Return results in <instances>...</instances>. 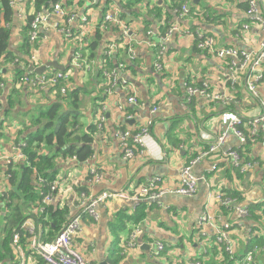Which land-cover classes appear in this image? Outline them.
Instances as JSON below:
<instances>
[{"label": "crops", "instance_id": "crops-1", "mask_svg": "<svg viewBox=\"0 0 264 264\" xmlns=\"http://www.w3.org/2000/svg\"><path fill=\"white\" fill-rule=\"evenodd\" d=\"M87 2L62 0L69 14H74L71 29L77 32L83 23L89 44L100 31L103 5L93 6ZM182 4L188 6V12L180 15L175 10ZM126 5L125 11L123 6L126 8ZM107 8L121 16L125 11L136 56L133 67L123 73L130 89L119 85L111 95L103 94L102 98L103 91L99 88L103 79L95 73L79 71L71 63L74 53L79 50L76 39L66 40L58 31L47 27L40 31L36 43L31 42L27 17L32 16L34 3L23 0L19 8H11L10 60L4 59L0 70V113L7 108L1 115L4 122L0 129V155H12L13 145L35 130L30 120L38 114L40 106L63 102V111H68L74 97L70 98L66 92L74 88L79 102L77 124L74 125L78 134L85 133L93 123L97 126L101 103L106 106V119L102 128L98 130L97 127L92 135L90 158L83 163L63 158L56 162V180L60 184V194L65 195L55 196V202H59L55 207H65L67 218L81 213V197L74 195V191H81L87 197L120 189L133 194L139 183L151 177H159L171 187L177 182L182 167L188 164L192 165V174L197 178V189L192 196L168 193L155 201L142 200L146 202V216L138 222L127 221L117 235L111 232V222L123 209L131 214L135 202L113 199L98 204L97 220L88 216L80 219L74 246L81 255L93 264L103 261L108 264L107 257L118 248L120 264H174L178 259L199 260L201 264H264V132L245 143L230 133L218 151L190 163L213 141L202 137L208 134L214 139L224 129L220 126L223 113L242 117L240 129L245 132L248 131V122H245L264 112V64L250 70L249 67L242 68L238 59L218 55L219 49L228 47L254 53L259 50L264 40V29L260 24L264 21V0H111ZM82 16H87L88 20L82 22ZM170 29L172 33L165 41L147 33L153 30L156 35H162ZM196 31L212 38V50L197 46ZM117 37L116 31H104L102 48ZM160 44L165 45L162 52ZM86 48L81 49V53L84 51L88 57L90 52ZM120 53L116 51L114 56L119 57ZM159 54L161 66L158 69L155 62ZM32 55L38 59L36 67L48 61H57L64 66V70L46 67L41 74L65 72L69 74L67 83L61 81L55 88L38 91L19 82V77L28 70ZM233 65L237 81L231 84L229 77ZM18 70H22L19 76ZM256 72L260 74L254 82L257 85V96L254 97L247 90V82ZM188 85L205 87L209 92L225 95L228 100L209 101L197 94L187 99ZM62 86L65 93L60 90ZM129 91L139 105L127 103ZM10 95L15 97L11 106L8 103ZM67 98L70 99L68 102ZM118 105H122L123 110H119ZM153 107H156L154 112ZM128 114L131 117L127 119ZM148 120H151L150 134L141 148L142 153L125 158L118 132L136 130ZM228 150H236L250 166L241 170L232 165L223 154ZM0 164L4 165L2 159ZM90 171H96L102 178L99 181L91 179ZM3 180L0 176V188ZM69 184H72L70 193L67 190ZM219 193L234 199L236 205L246 207L248 213L238 216L231 208L222 206L216 198ZM73 196H76L74 202ZM3 206L0 199V239L4 236ZM132 222L140 229L139 243L135 248L125 249L122 239L128 235ZM225 223L231 225L226 238L232 257L213 236ZM35 229L40 230V235L44 233L41 223H35ZM155 240L163 243L162 251L152 249L151 243ZM255 246L257 250L247 260L248 251ZM35 254L30 249L23 263L32 264Z\"/></svg>", "mask_w": 264, "mask_h": 264}, {"label": "built area", "instance_id": "built-area-1", "mask_svg": "<svg viewBox=\"0 0 264 264\" xmlns=\"http://www.w3.org/2000/svg\"><path fill=\"white\" fill-rule=\"evenodd\" d=\"M10 7L19 8V5L23 3V0H8ZM35 0H32L34 3ZM93 6L103 5V0H88L87 2ZM255 7L251 10L254 11ZM180 15L185 14L188 12V6L186 4H182L181 7L175 10ZM73 15H70L62 0H58L52 3L48 8L40 9L39 11L34 10L32 14V19L29 21V38L31 42L36 43L39 39L40 31L44 28L51 27L54 30L58 31L64 39L74 38L78 42L79 50H77L72 59L71 63L75 66L76 69L79 71H83L85 73H94V68L96 64H100L102 66L104 63L102 61L97 60L95 58L91 59L87 57V55H83L81 53V49L88 46V40L85 38L86 30H83L84 24H80V29L75 32L70 27V22L73 19ZM28 18V17H27ZM82 22L88 20L87 16H82ZM260 24L264 29V21L261 20ZM246 26V25H245ZM113 30L118 32L117 39H110L109 42L102 48V54L105 56L104 60L114 55L116 51L119 49H124L126 57L131 61L135 59V52L133 47V38L129 23L121 16L120 13H112L110 12V8H107L103 12V17L100 23V31L104 34V31ZM173 29V28H172ZM172 29H170L167 33L162 35H156L155 31L149 30L147 31L148 35H152L156 37L159 41H165L170 37L172 33ZM189 34L188 32H185ZM195 38L198 40L197 46L199 48H206L209 50L213 49V40L211 37H205L201 32L196 31L194 34ZM161 52L165 50V45L160 44ZM218 55L222 56H229L234 59H238L240 62V66L242 68L249 67L250 70L257 69L261 64H264V40L260 43V48L257 52H246V51H237L231 47L228 48H221L218 51ZM160 54L158 55V59L155 62V66L159 69L161 64H159ZM37 57L36 55H32L30 58V65L36 67L37 66ZM235 65V64H234ZM234 65L232 67V72L229 77V82L234 84L237 81L235 75ZM29 68V67H28ZM128 68V67H127ZM126 64L124 62H119L116 68L112 69L111 71H105L104 75L107 79L108 88L105 89L107 95H111L112 91L117 86H125L129 87L130 83L128 80L123 76L124 71L127 69ZM260 73H252L250 79L247 82V90L250 94L254 97L257 96V85H255L256 77ZM69 74L57 71L56 73H48V74H38L29 69L26 70L24 74L19 77V82L27 83L29 87L36 89L38 91H43L45 89L55 88L61 81L67 83ZM60 90L65 93V87H60ZM186 98L189 99L193 95H200L209 101H227L228 98L225 95H221L217 92H209L205 87H194L188 85L186 90ZM127 103L132 105H139L137 98L131 95L130 91L127 94L126 98ZM119 110H123L122 105H118ZM156 107L152 108L154 112ZM105 112L106 106L101 103L99 113L97 116V127L98 130L102 128L103 123L105 122ZM0 113V121L4 122L3 117ZM131 114L126 115V118H130ZM248 122V131H242L240 129V125L243 123L242 117L235 113L226 112L221 115L220 118V126L224 127L215 138H211L210 135L205 134L202 138L206 140H213L208 144V148L201 149L199 153H197L190 163H194L199 161L204 156L218 151L220 145L223 144L226 139L228 138L229 134L232 133L242 143H245L247 139H253L258 137L260 134L264 132V112L259 116L252 119L247 120L245 123ZM150 125L151 120L138 127L136 130H120L118 135L123 143L124 146V157L125 158H132L136 154H141V148L145 144V140L148 138L147 136L150 134ZM132 140L133 144H126V141ZM25 143H16L13 145V154L12 155H0V159L3 160L4 163L10 164L12 161H18L19 159L23 158L22 146ZM225 157H228L231 161V164L234 166H238L241 170H245L247 167L250 166V163L243 161L241 155L236 150H228L223 152ZM75 157L72 158V160ZM15 161V162H16ZM192 165L188 164L179 172L177 182L169 187L166 186L162 179L159 177H151L146 179L144 182L139 183L136 187V190L133 194H130L127 190H106L98 193L95 197H87L84 193L74 191V195L80 196L81 201L79 204L80 207V214L68 217L67 221L62 225L58 233L55 237L48 242H41L38 240V237L34 234L35 232V221L34 219H28L22 227L25 231H28L32 236L30 237V243L28 245V249H31L33 253H36L41 256L43 260V264H93L90 260L86 257L81 255L74 246V237L77 235L80 229V219L83 218V215H87L92 220L98 219V213L96 211V207L98 204H101L108 200L118 199V200H128L131 202H137L139 200H157L164 194H179L182 196H192L195 194L197 189V178L192 174L191 171ZM91 176L90 178L99 181L102 176L98 174L96 171H90ZM2 177L4 178L3 174ZM8 177V175H6ZM5 181V178H4ZM49 185L48 190L44 193L40 201L38 202V207L34 209L36 213L44 212L45 205H50L51 203H55V196L57 195H65V193L60 194V184L57 180H54ZM48 183V184H49ZM4 183L2 184V186ZM72 184L67 186V190L70 193ZM43 193V192H41ZM76 196L72 197V202L76 201ZM216 198L220 201V204L224 207L231 208L238 216H245L248 213L246 207H241L235 204V200L224 196L222 193L216 195ZM202 220H207L206 218H202ZM231 225L229 223H225L222 228H220L216 233H214V240L216 243L221 245L222 249L232 257V250H230V246L228 244V239L226 238V233L230 229ZM140 229L136 226L133 222L131 224V229L124 240L123 245L125 249H132L138 246V237L140 235ZM20 235L18 233H14L12 236V242L16 251L20 252L19 263L25 262V258L29 255L21 249L19 244ZM152 249H155L157 252H160L164 249V245L161 241L155 240L151 243ZM260 249V248H259ZM257 250V247H253L247 253V260L251 259L254 255V252ZM34 259V258H33ZM33 263L34 260H33ZM174 264H201L199 260H191V261H180L179 259L174 262Z\"/></svg>", "mask_w": 264, "mask_h": 264}, {"label": "trees", "instance_id": "trees-1", "mask_svg": "<svg viewBox=\"0 0 264 264\" xmlns=\"http://www.w3.org/2000/svg\"><path fill=\"white\" fill-rule=\"evenodd\" d=\"M56 1L58 0H35V10L39 11L40 9L48 8ZM110 1L106 0L103 3L102 12L106 10ZM127 5L126 8L123 6L124 10L128 9ZM125 11L122 12L123 18H125ZM11 17L12 9L9 1L0 0V70L4 59L10 60L8 44L11 35L9 26ZM28 19L30 21L32 16L28 17ZM102 35L101 31H97L86 48L90 52L89 58L100 59L104 63L102 66L98 63L94 68L95 75L103 79L102 87L99 88L103 91V93L101 92V98L103 94L106 95L105 89L108 88L104 70L111 71L117 67L119 62H124L126 68L133 67V60L131 61L126 57L124 49L117 51L118 53L122 52L119 54V57L118 55H113L104 60L105 56L101 51L103 47V43L101 42ZM83 55H85L84 51ZM21 73L22 70H18L17 76ZM75 91L76 89L73 88L66 92L70 98L74 97L70 102L71 108L66 112L63 111V102H51L46 106H40L38 114L34 115L30 120L35 130L26 137L20 138V141L25 143L21 150L24 157L16 162L12 161L10 164L5 165L4 169L2 168L3 165L0 164V173L8 175V177H4L5 181L3 180V183L5 182V184L1 187L0 191V199L4 204V236L0 239L1 264H21L18 257L20 252L16 251L12 242L14 233L20 235L19 244L22 251L24 250L26 254H29V238L32 235L22 227L28 219H34L36 224H42L44 233L42 232L40 235L39 229H35L34 231V234L41 242L51 241L67 221V217L65 216L67 209L65 207L62 209L55 207L58 204L45 205L44 212L35 213L34 209L38 207L41 196L48 190L51 184H48V182H52L57 178L56 162L59 158L71 160L75 157L76 162L83 163L93 154L92 135L97 131V126L93 123L85 133H77L74 125L77 124L75 120L79 114L77 110L79 102ZM14 92L18 94V90L15 89ZM17 94L14 95L16 96ZM14 95L8 97L10 106L14 103ZM66 100L68 102L70 99L67 98ZM1 106L2 104L0 103ZM2 124L3 122L0 121V129L2 128ZM21 142L18 141L16 143ZM0 176L2 177V175ZM80 192L78 191V193ZM63 206H66V204ZM145 207L146 202L141 201L134 206L131 214H128L125 209L119 211L110 224L111 232L117 235L120 230L125 228L127 221H141L146 216ZM86 216L84 214L83 218ZM33 258L35 263L32 264H43L40 255L35 254ZM106 260L108 264H120L121 255L118 248H114ZM22 264L30 263L26 262Z\"/></svg>", "mask_w": 264, "mask_h": 264}, {"label": "water", "instance_id": "water-1", "mask_svg": "<svg viewBox=\"0 0 264 264\" xmlns=\"http://www.w3.org/2000/svg\"><path fill=\"white\" fill-rule=\"evenodd\" d=\"M50 66H53L56 69L64 70V66L59 65L57 63V61H48L44 65H42L40 67H34V66L30 65L28 69L30 71H34V72H36L38 74H41V73H43L45 71L46 67H50ZM6 109L7 108H5V111H6ZM4 112L2 111V114H4ZM146 248L148 249L149 245H147ZM101 264H106V263L103 261V262H101Z\"/></svg>", "mask_w": 264, "mask_h": 264}, {"label": "rangeland", "instance_id": "rangeland-1", "mask_svg": "<svg viewBox=\"0 0 264 264\" xmlns=\"http://www.w3.org/2000/svg\"><path fill=\"white\" fill-rule=\"evenodd\" d=\"M36 73V72H35ZM19 80V79H18ZM146 141L147 140H145V144H146ZM126 144H133V141L132 140H128V141H126ZM145 144H144V146H145ZM22 148H23V146H22ZM16 161V160H15ZM15 161H13V162H15ZM5 165H7L6 163H4V165H3V169L5 168ZM1 174V173H0ZM4 177H7L5 174L3 175ZM49 183V182H48ZM4 184H5V182H4ZM139 185V184H138ZM137 185V186H138ZM0 191H1V188H0ZM142 200H139V201H137V202H135L134 204H133V206H132V208H134V206L136 205V204H138L139 202H141ZM51 204H59V202H55V203H51ZM50 204V205H51Z\"/></svg>", "mask_w": 264, "mask_h": 264}]
</instances>
